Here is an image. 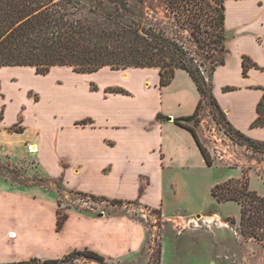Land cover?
<instances>
[{
  "label": "crops",
  "instance_id": "1",
  "mask_svg": "<svg viewBox=\"0 0 264 264\" xmlns=\"http://www.w3.org/2000/svg\"><path fill=\"white\" fill-rule=\"evenodd\" d=\"M225 15L228 53L225 63L215 70L214 93L237 129L264 141V127L252 126L264 93V70L252 67L244 75L242 64L246 55L264 68V0H225ZM57 68L62 69L54 67L48 74H39L30 66L0 67V166L15 167L20 161L33 160L42 173L69 188L139 200L157 208L148 197L162 183L166 127L175 139L189 141L181 132L192 133L174 121L183 115L163 114L162 97L140 99L131 107L136 96L130 92L93 89L92 76L104 75L102 70L107 67L93 73L73 70L70 79L75 76L81 81L72 82V90L66 92L69 96H60L67 91L64 82L55 83L59 96L52 97L29 83L53 75ZM129 69L113 72L128 77L134 69L146 68ZM157 83L162 92L160 75L156 87ZM151 90L145 89L147 96H152ZM32 91L39 98L31 96ZM5 179L7 185L0 188V264L34 256L60 258L82 248L118 256L139 250L146 242L145 228L126 214L97 216L70 210L58 229L59 206L47 198L45 187L20 190Z\"/></svg>",
  "mask_w": 264,
  "mask_h": 264
},
{
  "label": "rangeland",
  "instance_id": "2",
  "mask_svg": "<svg viewBox=\"0 0 264 264\" xmlns=\"http://www.w3.org/2000/svg\"><path fill=\"white\" fill-rule=\"evenodd\" d=\"M145 11L147 17L181 37L193 50L199 48L189 39L193 35L192 30L176 26L163 0H147ZM227 53V50L218 48L213 58L227 57ZM212 64L209 61V65ZM61 68L53 69V75L38 77L29 83H33L41 94L52 97L59 96L55 83L64 82L67 91L60 96H69L66 92L81 80L75 76L70 79L72 68ZM129 70L124 73H129ZM102 71L104 75L92 76L91 87L106 90L109 86H124L136 96L130 101L131 107L137 105L140 99H155L158 96L162 97V113L167 117L172 116L170 113L188 116L195 111L200 99L196 84L184 69L176 73L162 92L158 89L159 82L156 87L159 79L156 68L134 69L128 77L116 75L110 67ZM104 79L109 81L101 83ZM113 80L116 81L111 82ZM148 87H152V96H147L145 89ZM31 96L39 98L40 95L32 91ZM213 113V106L205 103L201 120L195 124L202 142L210 151L212 165L206 163L197 142L192 144L195 140L192 133L181 132L190 137L189 141L183 137L175 139L166 127L162 183L148 197L157 208L139 200L124 199L122 204L114 205L110 201L112 197L106 196L109 200L93 198L91 192L69 188L60 181L50 179L33 160L20 161L22 163L15 167L13 164L11 167L1 165L0 188L7 185L5 178L18 185L20 190L32 185L43 186L49 192L47 198L52 197L57 203L61 200L63 212L75 210L97 216L126 214L145 228L146 242L139 250L105 256L102 262L82 256L67 264H264V241L247 238L241 232V205L233 200L218 202L212 195L216 185L246 176L249 177L250 188L264 196V150L254 151L234 141L226 132V114L221 118ZM45 189L32 187L33 191L46 193Z\"/></svg>",
  "mask_w": 264,
  "mask_h": 264
},
{
  "label": "trees",
  "instance_id": "3",
  "mask_svg": "<svg viewBox=\"0 0 264 264\" xmlns=\"http://www.w3.org/2000/svg\"><path fill=\"white\" fill-rule=\"evenodd\" d=\"M147 0H0V67L30 66L39 74L54 67H70L78 73H93L104 67L113 70L156 68L160 86L168 85L178 69L186 70L200 93L195 111L175 118V122L192 132L205 161L213 164L210 151L195 127L201 120L205 103L214 115L225 117L214 93V73L226 57L213 58L218 48L228 51L225 28V0H163L174 23L191 29L193 50L181 37L146 16ZM209 61L213 62L209 65ZM243 73L256 67L249 56L243 57ZM226 87L225 90H235ZM264 89V87H263ZM110 92H129L122 87H108ZM258 117L252 126L264 127V93L257 105ZM159 118H164L160 116ZM227 134L237 143L254 151L264 150L259 141L237 129L228 119ZM193 122V124H192ZM218 202L237 201L241 205L243 236L264 241V196L250 188L249 177L227 180L212 189ZM93 198L109 200L102 195ZM114 205L124 202L110 199ZM58 229L68 218L58 200ZM104 261L101 253L75 249L60 258L32 257L5 264H67L78 257Z\"/></svg>",
  "mask_w": 264,
  "mask_h": 264
},
{
  "label": "water",
  "instance_id": "4",
  "mask_svg": "<svg viewBox=\"0 0 264 264\" xmlns=\"http://www.w3.org/2000/svg\"><path fill=\"white\" fill-rule=\"evenodd\" d=\"M169 119H171V118H169Z\"/></svg>",
  "mask_w": 264,
  "mask_h": 264
}]
</instances>
